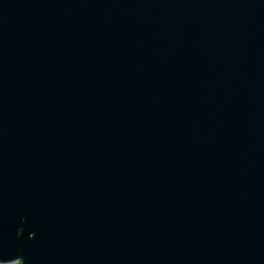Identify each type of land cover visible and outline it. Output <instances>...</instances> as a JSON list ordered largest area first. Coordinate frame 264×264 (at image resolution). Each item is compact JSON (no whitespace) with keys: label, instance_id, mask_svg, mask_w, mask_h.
I'll use <instances>...</instances> for the list:
<instances>
[{"label":"water","instance_id":"95a60500","mask_svg":"<svg viewBox=\"0 0 264 264\" xmlns=\"http://www.w3.org/2000/svg\"><path fill=\"white\" fill-rule=\"evenodd\" d=\"M264 264V0H0V264Z\"/></svg>","mask_w":264,"mask_h":264},{"label":"rangeland","instance_id":"374dc122","mask_svg":"<svg viewBox=\"0 0 264 264\" xmlns=\"http://www.w3.org/2000/svg\"><path fill=\"white\" fill-rule=\"evenodd\" d=\"M13 264H19V263H13Z\"/></svg>","mask_w":264,"mask_h":264}]
</instances>
